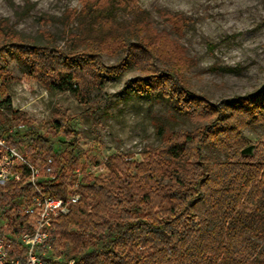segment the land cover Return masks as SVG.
Masks as SVG:
<instances>
[{"label":"trees","instance_id":"obj_1","mask_svg":"<svg viewBox=\"0 0 264 264\" xmlns=\"http://www.w3.org/2000/svg\"><path fill=\"white\" fill-rule=\"evenodd\" d=\"M159 15L179 34L187 24L179 13L159 10ZM63 23L65 46L46 29L42 45L0 22V57L12 54L47 88L71 92L89 116L110 103L101 97L89 104V92L103 86L104 76L134 65L143 75L131 81L138 95L173 100L197 127L170 132L162 146L143 151L140 159L114 154L107 173L96 175L80 163L77 140L68 139L74 117L54 110L46 134L24 112L10 109L13 123L29 125L25 134L32 140L33 162L53 158L56 171L47 180L43 174L38 178L42 190L67 197L69 179L80 181L78 202L56 218L51 231L65 248L60 264L71 259L73 264H264V141H250L242 132L252 123L264 126V89L235 97L230 108L190 91L186 77L194 63L155 27L140 0H82L80 9L66 10ZM107 56L116 58L114 64L104 62ZM1 69L4 104L10 106L8 84L19 78ZM59 135L66 137L56 139ZM10 141L18 144L14 137ZM55 141L66 148L55 152ZM205 145L215 146L226 160L207 163ZM30 174L24 168L22 183H11L6 191L0 186V208L15 233L26 218L5 208L31 192Z\"/></svg>","mask_w":264,"mask_h":264},{"label":"rangeland","instance_id":"obj_2","mask_svg":"<svg viewBox=\"0 0 264 264\" xmlns=\"http://www.w3.org/2000/svg\"><path fill=\"white\" fill-rule=\"evenodd\" d=\"M140 4L150 13L155 27L173 37L194 63L186 77L190 91L230 108L236 103L235 97L264 89V0H140ZM81 7L82 0H0V22L8 21L21 35L42 45L46 40L41 31L46 29L58 45L65 46L64 14L67 9ZM159 10L187 18L181 34L163 21ZM120 18L128 16L121 13ZM115 61L114 57L104 58L106 64ZM0 67L4 75L19 78L8 84L11 105L5 103L0 111V125L13 123V108L49 134L54 110L66 112L74 117L67 127L71 132L68 139L77 140L80 163L96 175L107 173V160L114 154H132L140 159L143 151L162 146L170 132L197 127L178 111L173 100L138 95L131 81L143 75L134 65L117 76H104L103 86L89 92V104L101 97L110 98L108 106L95 116L82 114L87 106L71 92L47 88L26 74L14 55L0 57ZM242 132L250 141H264L260 123H252ZM30 145L22 143L21 149H31ZM53 148L60 153L66 145L55 141ZM203 158L212 164L227 157L215 146L205 145ZM44 173L43 178L49 179Z\"/></svg>","mask_w":264,"mask_h":264},{"label":"built area","instance_id":"obj_3","mask_svg":"<svg viewBox=\"0 0 264 264\" xmlns=\"http://www.w3.org/2000/svg\"><path fill=\"white\" fill-rule=\"evenodd\" d=\"M1 87L0 77V111L4 110L5 99ZM28 129L29 125L25 122L0 125V186L6 191L11 183H22L24 168L31 172L26 182L32 185L29 194L18 196L14 203L5 208L26 218L22 230L12 232L11 219L0 208L3 219V223H0V264H60L65 248L54 242L51 231L55 228L56 218L68 214L71 206L78 202L80 195L76 189L80 181L69 179L72 193L67 197L47 195L39 185L38 178L44 169L51 176L56 166L52 165V157L36 165L32 160L34 150L21 149L22 143H32L29 135L25 134ZM11 137L18 144L12 143ZM69 263L73 264L74 260L71 259Z\"/></svg>","mask_w":264,"mask_h":264}]
</instances>
